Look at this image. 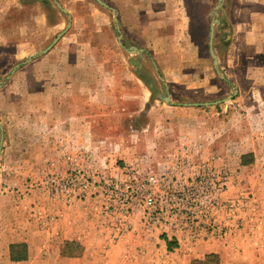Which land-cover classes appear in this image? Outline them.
Returning a JSON list of instances; mask_svg holds the SVG:
<instances>
[{
    "label": "rangeland",
    "instance_id": "rangeland-1",
    "mask_svg": "<svg viewBox=\"0 0 264 264\" xmlns=\"http://www.w3.org/2000/svg\"><path fill=\"white\" fill-rule=\"evenodd\" d=\"M56 1L93 28L98 60L111 59L114 72L132 71L133 79L121 90L116 73V104L96 111L94 155L51 157L57 140L43 117L29 115L27 90L9 82L3 102L0 93V233L13 231L5 241L32 234L36 259L47 264H264V44H247L237 24L264 5L154 0L144 7L165 10L159 26L136 30L124 12L95 0ZM4 2L20 5L6 15L7 45L53 38L69 14L53 0ZM45 9L50 21L60 11L64 22L51 36L48 28L20 36L19 20L29 27ZM116 37L145 49L143 60L130 63ZM7 45L4 82L19 62ZM158 93L180 107L199 105L176 115L174 106L155 102Z\"/></svg>",
    "mask_w": 264,
    "mask_h": 264
},
{
    "label": "crops",
    "instance_id": "crops-1",
    "mask_svg": "<svg viewBox=\"0 0 264 264\" xmlns=\"http://www.w3.org/2000/svg\"><path fill=\"white\" fill-rule=\"evenodd\" d=\"M0 1V21L5 26L3 32H0V56H2L5 53L3 46L7 45L2 41V38L10 35L6 32L7 12L12 9L17 12V7L20 5H15L11 2L5 5L4 0ZM114 1L117 2L115 8L110 6V2H113V0H104L103 2H106L112 9L109 11L116 10L118 16L121 12H124L125 22H133L132 28L136 30L139 27L145 29L148 26H154V24L158 25L157 23L161 20L159 14L165 11L162 7H151V9L150 7L148 9L144 7V4H149V2H154L155 4L154 0H139L138 3L135 2L136 4L133 0ZM252 2L264 5V0ZM99 6L102 7L101 5ZM247 7L248 5L245 6V10L248 9ZM45 10V12L43 11L44 13L39 14V18L34 15V18L32 17L31 20H28L29 27L24 26L25 21L19 20L14 26L15 28L19 26L18 28L22 29V33H19V35L24 36L31 32V35L35 36L37 30L41 31L44 29L47 32L48 28V33L51 36L53 30L61 25V21L64 22L63 15L60 11L56 12L55 20L50 21V11L49 9ZM66 11V15L69 12L67 20L62 23L59 31L54 36L56 37L60 32L64 31L69 19L70 26L45 52L42 51L51 44L55 37H48V40L47 37H44L34 42L31 39L27 42L18 39L11 41V44L8 42L7 46L14 48L11 53L12 57L18 59L19 62L15 65V69L13 70L12 68L10 71V75L7 77V79H10L7 82L0 79L2 102L3 92L6 91L10 84L13 90H16L19 86V89L22 90L24 88L27 90L30 101L28 106L29 115L36 119L43 117L47 131L55 137L56 143H59V145L53 143L48 150L51 157L83 156L86 154L84 153L85 150L89 151L87 155H94L97 147H95V137L90 131V127L97 122L96 111H99L98 109L100 108L111 109L116 104L117 87H114L117 81L116 73H120L118 80H120L119 88L121 90L131 87L127 82L133 79L132 71L129 74L126 71L122 72V70L114 72L110 66L111 59L107 58L104 62L100 61V51L96 49V41L92 42L95 36L92 32L93 28L92 31L88 30L85 25L86 22L82 18H78V23H76L77 20L72 12L68 9ZM94 11L100 13L101 18H103L102 11L97 9H94ZM246 14L243 20L237 22V24L244 27L241 31L243 34L242 39L247 44L262 47L264 44V10H248ZM101 20V25H104V19ZM31 24L34 26L31 27ZM22 25L24 27H21ZM44 25L46 26L44 27ZM70 27L73 31H69ZM99 30L100 27H97L94 32ZM96 38L98 39V37ZM116 39V43L127 53L130 63H132V60H143L145 49L132 45L124 47L120 37H116ZM28 43L29 47L27 48ZM39 44L42 46L38 47ZM156 69L154 66L155 71ZM160 80L165 85L164 80L161 78ZM138 81L141 82L142 78ZM141 83L144 82L142 81ZM149 87V85L146 86L148 96L151 93ZM156 95L155 102H159L161 98L163 107L165 105L171 108L174 106L173 112L176 115H187L193 112L191 111L193 110L191 108H194L193 106L182 105L183 107H180L171 103L170 97H168L169 101L167 102L165 101V96L160 97L159 93ZM112 112L113 110H109V113H107L108 117L111 116ZM0 123L3 124V120H0ZM3 232L0 233V264L48 263L46 260L36 259L34 251L36 247H32L33 243H35L32 240V234L25 233L22 237L17 234L16 236L18 237L5 241V237L8 234L10 235L11 232L13 233V231L5 229Z\"/></svg>",
    "mask_w": 264,
    "mask_h": 264
},
{
    "label": "water",
    "instance_id": "water-1",
    "mask_svg": "<svg viewBox=\"0 0 264 264\" xmlns=\"http://www.w3.org/2000/svg\"><path fill=\"white\" fill-rule=\"evenodd\" d=\"M54 1V3H55V5L62 11V12H64V13H66V10L64 9V8H62L61 6H60V4L56 1V0H53ZM99 5H101L102 7H104V8H106V9H108V10H112L105 2H103L102 0H95ZM114 22H117V19H116V17H114ZM70 26V19H69V21H68V23H67V26H66V28L64 29V31H66L67 29H68V27ZM64 31H62V32H60L54 39H53V41L51 42V44L46 48V49H44L42 52H45L51 45H53L56 41H57V39L64 33ZM213 31H214V29H213V26L211 25L210 26V32H209V53H210V56H211V58L213 59V63L214 64H216V57H215V55H214V53H213V48H212V41H213ZM132 50V49H131ZM134 50V49H133ZM129 52H131L130 50H128ZM15 67L16 66H14L13 67V70L15 69ZM169 96H165V101H169V98H168ZM226 100H228V99H226ZM218 102V101H217ZM216 102H213V103H202V104H204V105H209V104H215ZM186 105H188V106H196V105H199L198 103H189V104H186ZM2 133H1V136H0V149H1V145H2Z\"/></svg>",
    "mask_w": 264,
    "mask_h": 264
},
{
    "label": "trees",
    "instance_id": "trees-1",
    "mask_svg": "<svg viewBox=\"0 0 264 264\" xmlns=\"http://www.w3.org/2000/svg\"><path fill=\"white\" fill-rule=\"evenodd\" d=\"M246 156L244 155L243 156V158H245ZM245 163V162H244ZM209 257H211V258H213V257H215L216 255H214V254H211V255H208Z\"/></svg>",
    "mask_w": 264,
    "mask_h": 264
}]
</instances>
